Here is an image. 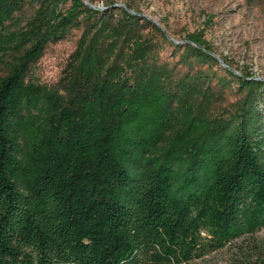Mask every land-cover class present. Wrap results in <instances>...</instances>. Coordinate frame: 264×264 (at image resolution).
<instances>
[{"label":"trees","instance_id":"trees-1","mask_svg":"<svg viewBox=\"0 0 264 264\" xmlns=\"http://www.w3.org/2000/svg\"><path fill=\"white\" fill-rule=\"evenodd\" d=\"M84 2L0 0V264H194L264 229V82ZM74 30L58 85L27 79Z\"/></svg>","mask_w":264,"mask_h":264},{"label":"rangeland","instance_id":"rangeland-1","mask_svg":"<svg viewBox=\"0 0 264 264\" xmlns=\"http://www.w3.org/2000/svg\"><path fill=\"white\" fill-rule=\"evenodd\" d=\"M107 1L85 0L96 7H102ZM113 1L115 6L130 5L142 17L159 26L174 44L184 42L189 34H201L216 56L226 57L233 71L250 73L264 81V0ZM79 36L80 32L74 30L67 38L49 44L42 57L30 67L27 79L47 87L57 86ZM171 51L163 43L162 59L169 60ZM4 71L5 66L0 64V75ZM233 99L227 94L221 103L227 105ZM260 108L264 112V92ZM194 264H264V229L252 237L234 241Z\"/></svg>","mask_w":264,"mask_h":264},{"label":"water","instance_id":"water-1","mask_svg":"<svg viewBox=\"0 0 264 264\" xmlns=\"http://www.w3.org/2000/svg\"><path fill=\"white\" fill-rule=\"evenodd\" d=\"M86 5H88V6H90V7H94V6H92L91 4H89V3H87V2H84ZM96 8V7H95ZM132 13V12H131ZM159 27V26H158ZM212 55L220 62V63H222L223 64V62L221 61V59L218 57V56H216V54H214V53H212ZM223 65H225V64H223ZM226 66V65H225ZM235 72V71H234ZM236 73V72H235ZM264 82V81H263Z\"/></svg>","mask_w":264,"mask_h":264}]
</instances>
